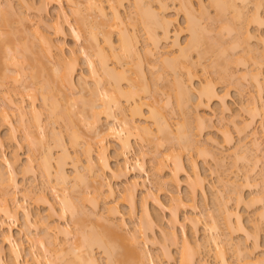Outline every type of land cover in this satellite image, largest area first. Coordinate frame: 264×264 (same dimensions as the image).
<instances>
[{
    "label": "bare ground",
    "instance_id": "1",
    "mask_svg": "<svg viewBox=\"0 0 264 264\" xmlns=\"http://www.w3.org/2000/svg\"><path fill=\"white\" fill-rule=\"evenodd\" d=\"M18 1L22 5V7L26 6L25 8H27L31 11L33 10V13L35 12V14H36V16L34 14L33 17H34V19H38V21H36L37 25L35 24L31 28L29 27L30 29H28L26 27L27 25L22 26V24H23L22 23L20 26L18 24V23H20V21L22 19H23L22 22L29 20L27 15H26L27 17H25V18L22 17V15H21L22 19L19 20L17 25H16L15 24L16 21L14 22L13 19L17 16V14L15 17L13 16L14 18H12V14H14V12L12 13L11 11H9V10H13L11 8H14V7H12V3L9 0L6 1V4L4 2L3 6L0 3V87H3L4 86L3 82L6 81L7 79H10L9 77H11V76H12L11 79L13 78L12 80H15V82L12 81L13 85H14V83L15 84L18 83V85H19V78L13 77L14 75H12V74L14 72H15L14 74H16V72H17V74L18 73H19V75L23 74V75H25L23 77H26L25 71L29 70L28 71L29 74L27 73L28 74L27 78L28 79L30 78V81H28L26 83L25 80L27 78H25V80L23 78V80L25 81V83L27 85L24 83V81H22L23 84L20 83V85L18 87L20 88V87H22L21 85H23L24 88H27V90H28V89H33L37 84H38V86L40 85L39 90H38V88H37V90L40 91L39 92L40 93L39 95L41 96L40 100H42L43 105L45 106V108L47 106V108H49V110H50L51 115L48 112L49 116L50 117L53 116L56 121H58L59 119L61 120L62 118H65V116L67 115L66 114L67 110L63 111L60 109V105H61L60 100L56 98L57 94L55 96V93H58V95H60V97L62 96V98L64 100L67 99L66 101L71 102L72 101V95L77 96L76 94L79 93V91L77 93L78 89H81V90L83 89L87 93L89 91V89L92 88V87H90V88L88 87L89 84L87 85L88 82H86V78L84 77L85 78V80H84L82 77L83 75L81 76L80 73L78 74L79 62H80L79 59H80V57L83 58V61H85V63H87V65L90 69V71H89V69H88V71L90 72L89 75L92 76V78H93L92 81H93L94 85L93 84L92 85L94 87L92 89H90L91 90L90 93L88 92V96L90 98L85 99V101H87V102H85V104L83 105V109L81 111L83 117H82V119L80 118L81 119L80 121L82 124H86L87 127L85 125L84 126L88 130H90L88 132H91V134H93L92 138L89 140L94 139L96 141V143L98 144V147H96V149L94 148L95 149V151H94V149H93L94 145L92 144V142L89 140H86L87 138L84 140L85 145L83 144L82 146H85V149L83 148L85 155L84 154L83 155L86 157L85 161L87 164L86 166H84V169L87 171L86 172L87 174L86 173L84 174V172L81 173V171H79V169L77 167V164L80 163L79 157L78 158L76 157V156H79V153H78L79 151H77L78 155L75 156L77 159L74 157V159H76V160H74L75 163L73 162L74 163L73 166L75 167L74 170H75V174H76V175L74 174L75 176H73V178L75 177L74 181H75L76 185L71 184L72 186L68 187L67 185L70 186V184H68V183H70L69 181L72 178V176L70 175L71 178L69 177V174H67L68 172L65 170L66 165H63L64 159L67 156L69 159V157L71 156L69 149L67 147L68 144H65L66 143L65 141H64L65 143L64 142L59 143L58 141L60 140V138L57 137V140H58L57 142L59 143V145L57 144V146L58 147L60 146L61 154H58L59 159L57 158L58 159L57 162L56 161L54 162V163H56L55 166L52 165L51 160L53 157L52 156L53 148H51L50 144H47L49 141L46 142L47 135L45 133V130H46L44 127L45 124H44V121L43 122L41 121L40 109L37 108L38 106H36V104H35L36 97L38 96V94L36 92L37 90L36 91L31 90V92L32 91L36 92L37 95H32V94L29 95L28 94L29 95L28 96L26 94L28 97H31V100H32L31 104L29 106H24L25 104H23L24 101L22 100V98L20 99L22 101H19V100L14 101L13 99H8V102L6 104L8 107L6 106L7 108H4V106H3L4 109H1V111H0V125L1 124L6 125L8 128V133L6 134V136H2L0 134V151L2 149H4L5 146L12 147L16 150L11 152V154L9 156H7L6 154H0V195H1L0 196L1 197L0 198V219H1L0 220V232H1L0 233V237H1V239H0V264H23L20 262V252H19V249L17 247V244L15 243V241L13 239V236L11 233V227L6 223V221H12V220L16 219L17 214L20 212L23 214V218L25 221V223H24L25 224V230H26L25 237L27 238L28 242L31 243V242L35 241L34 238L36 237V235L35 236L33 235V232H32L33 228L36 227L38 224H43V230H42L43 234H40V237L37 238L38 239L37 242L39 241L38 243L40 245L39 244L38 245L42 246L41 249H43L44 252H43V255H42V253L41 254H37V253L32 254V260H33V262H35V264H101V263H99L100 262L99 259L96 258V256L93 253V248L95 246L97 248L98 247L101 248V250H103V253L106 254V258H107L106 264H158L156 262V260L153 258V256L149 253V249H148L149 242H154L153 241L154 239L151 237L153 235L151 234V236H150L149 233H150V231H152V232L154 231V228L157 225L156 223H157L158 219L149 209L147 199L145 201L143 200L144 196L141 199V201H142V204H141L142 205L141 206L142 207V209H141L142 213L141 214L142 215L140 217V222L138 224L139 226L137 225L138 228L137 227L134 228L133 231L130 230L132 228H130L128 226L129 224L126 222V220L124 218V214L119 210V208H117V206L115 204L112 205V203L106 202L105 204L103 203L104 204L103 205L104 210L102 209L103 212L104 211L105 212L104 213L99 212L100 214H98V217H97L99 221L96 220L97 218H95L94 220H96L97 222L102 221L105 224V227L107 230L104 229L105 227L104 228L101 227L103 225V223L101 222L100 225L101 224L102 225L100 227L103 231L98 232V231H94L93 229H91L93 223H92V225L86 224L89 227L91 226L90 230L87 229L89 227H86L83 225L85 220L83 221L82 217H84L85 219H88V217L87 216L85 217L86 213H85V211H83L84 208L81 209L80 205L78 204L79 205L78 206L76 204V202L73 201L74 199H72L71 194L72 193L74 194V189L78 191V189H76L79 186L78 183H80V184L81 183L82 184L88 183V185H92V184L96 183L95 185L91 186L92 188H94L93 193H95V194H92V195H94L92 198H91V196H89V198H87L88 200L85 199V194L83 195L84 197L82 195H81V197L83 199H85L84 202L85 201L90 202L89 200H92L93 206H94V204H95V206H97V204L99 203V201L101 199L109 198V196L114 197L113 195H115V190H114L110 180H108L110 177L114 178V179H120L122 177H129L127 180L128 185L124 188V191H123L127 194L124 193L123 197H124L125 201L127 202L126 204L130 207V209H129L130 213L129 214L132 217V215L133 216L135 215V211H136L135 193L140 187H143V184H144L142 181V176L145 175L146 178L150 179L148 173L151 172V171L148 172L146 167H145L144 157L147 155V153H146L147 151L146 152L143 151L141 149V146H139L140 147L139 150L135 149L136 148L135 146L138 145V143L140 145V142L142 143L144 141H149L151 143L152 140H153V142H154V140H157L158 145H160V144L162 145V141L163 142L165 141V143L166 142L168 143L170 141V142L176 143L177 145L174 147H176V148L178 147L180 149V151L182 149L189 150V151L195 150V152L197 153L196 154L197 156H201V157L202 156H204V157L210 156L209 158L217 157L214 155L215 153H213L212 150H210V148L208 149L207 144H200V141H198L199 137L197 138V135H199V132L201 130L203 131L205 124L208 121H211L212 118L206 117L205 114H202V115L199 114V112L197 110L196 111L198 113L195 114V117L192 116V114H191L192 112L191 113L189 112L190 111L189 109L192 108L189 104L190 102L191 103L194 102L195 107L198 109L200 106H203V104L204 105L207 104L206 106L208 107V105L212 101H218L221 104H222V102L225 101L224 100L225 98H223V96L218 92V90H216L215 85H212L211 82H206L207 80H205L204 81L205 84H204V82H203V84L202 83L199 84L200 87L199 86L197 87L195 82H193V78L195 79V76H196V74H195L196 72L193 71L194 70L193 68L195 66H197L198 64L192 61L193 58H191L192 56H190V52H192L191 50H194V51L198 50L197 53L199 54L200 49L203 48L202 42H204V39L206 37H204V35H203V29L204 28L202 29L201 24L199 25L198 21L193 16L192 2L190 0H181V3L179 4L180 5L179 11L181 8V11H184L183 14H185V17H184V18H186L185 23H187V25H186L187 29L186 30L190 32L189 33L190 37H189L186 45L185 44L181 45V42H179V40H178V36H177V35H179L178 31L181 32V30H182V29H180V27H179L180 30L178 29L177 32L175 31L177 34L176 33L174 34V31L172 33V30H170V25H171V23H173L172 22L173 20H171V18L169 19L170 16H168L166 14V12H167L166 8L167 7L164 4H163L164 6L160 5L161 0L160 1L156 0V2L159 1V6H161L160 7L161 11L159 10V12H156L154 10V7H153V10H150L152 8L149 6L150 3L148 4V2H146L144 0H134V4H133L135 6L136 12H137V14H136V12L134 11L135 15L136 16L139 15L138 17L140 19V22H142L139 24L143 25V29L146 33V36L148 37V38L146 37L147 40L149 39V42L151 41L154 43L152 45L155 47L154 50L155 49H156V51L160 50V48L158 46L159 43L162 40L169 41V39H171L175 35L174 36L175 38H173L171 41L172 42L171 45H172V48L173 47L177 48V50H175L177 52L174 53L176 55H174L171 51L170 55L173 54V56L171 57L170 55H168V56L166 55L167 56L166 57L165 54H164V56L160 55L161 54L160 51L152 52L153 48L150 50L148 48L147 49L148 53L147 52L145 53V56L150 53L149 54L150 57H153L154 60L159 61V64L161 63V65H162L161 68L165 69L164 70L165 73H167L166 71H170L174 74L173 77L175 79H173V81L175 83L174 84L175 90H176L175 100H176V107H177V109L176 108L175 109L178 110V112L180 113V115H181L180 119L181 118H183V119H181L180 123L178 121L177 127L173 129L171 127L170 122H168L167 117L163 113H156L155 112L156 110L154 111L155 106L154 105L152 106L150 104V102L147 101L149 99L156 98V94L158 92V89L155 87L153 92H152V90H150L149 85L146 83L148 78L144 74L143 69L141 68V66H139L140 68H137V66L139 65L138 61L141 62V59H140L141 56L139 55L140 51L137 47L138 40L136 39V35L134 33H131L130 30H129L130 32L127 30L128 28H126V27H128L129 24L127 26L126 20L123 18L122 14H120L121 12L119 11V7H121L123 5L125 0H109V1L106 0V2L109 3L108 7L110 9V13L106 12L105 7L101 3H97V1H95V0H86L84 3L85 10H87V12H89V14H91V11H92V13L94 12L97 15L96 16L94 14L95 17L100 18L99 19L100 21L99 20L97 21L95 19L96 20L95 22H97L96 24H94L95 22L90 24L89 23L90 21L89 22L87 21L89 18L88 19H86V17L84 18L83 13L81 15L82 11H79V8H81V7H79V5H80L79 3H81V2L79 0H65V2H67L68 4L73 6V8H71V11H72V13L74 12L73 14L76 13L78 15V17H77V19H75V21L78 20V18H79L78 22L80 25H77L78 24L77 21H76V23H77L76 25L73 24V22H71L69 20L70 19L69 15L66 12L62 13V15L60 13V16H63L62 17L63 21H61L59 16H58L57 20L53 21L50 24H46L47 22H44L45 20L43 19L44 18L43 15L48 13L49 5L54 4L57 6L59 5V7H60V5H62V3H63V0H39L38 2H36L35 0H18ZM210 1L213 3V5H216L215 7L220 8V10H221L220 14L222 12L225 13L226 11H231V14L228 12L229 17L231 16L230 18H232V20L234 22L239 20L238 21L239 26L237 24H234V22L228 23V25H227L228 34L230 32L231 33L233 32L232 34L230 33L232 36L235 33L234 34L235 37H234V35L232 36V37H234L233 42L231 43L232 45H235V46L237 45V48H241L242 45L239 42L240 40L243 39L242 41L244 44L246 40L252 39L256 36V35L254 36L253 32L250 31V29L248 28L247 25L252 20V22L254 21V24H255V22H257L258 26H259L261 18L259 19L257 12H258L259 8L261 9V6L264 5V0H210ZM150 2H152V0ZM162 2H164V1H162ZM85 4H86V6H85ZM249 4L254 5L255 12L257 13V15L253 14L254 16H252L251 20H249L247 18V16H249V15L245 16L246 13L244 14V11H243V8H247ZM6 6L9 8H6ZM80 6H82V5H80ZM2 7L6 8V10L4 9L6 12L3 11ZM135 8H133V9H135ZM219 8L218 9L216 8V9L219 10ZM7 9H9V10H7ZM62 9H61V12H62ZM147 9H149V10H147ZM8 11L11 12V15H9ZM75 17H76V15H75ZM92 17L93 16H91L90 18H92ZM224 18H225V15L222 19H224ZM41 20L44 22L43 23V25H44L43 29H42V27H40V24L42 23ZM80 20H81V22H80ZM92 20H93V18H92ZM136 21H135V24H136ZM261 21H262L261 24H263L264 23L263 20H261ZM225 22H226V20H225ZM261 24H260V26H261ZM84 29H86V30H84ZM97 29H99L100 34L103 37L101 42L98 39L99 38L98 35L99 36H101V35L97 32ZM133 29H134V25H133L132 31H133ZM158 29H159V31L161 30L160 31L161 34L157 33ZM84 31H87L86 34L88 35V36H86L87 39L84 40V42H86V44H88V46L85 48L86 49L88 48L90 51L87 52L88 50L86 51V49H84V48L82 51L80 50L79 52H77V50H75V49H71L70 53H69L70 56L66 57L65 53H64V46H63L65 44V37L70 34L75 41H79L80 39H82L81 37H83L82 35H83ZM29 32H31V34ZM116 32L118 33L116 35L117 40H114L113 34ZM133 32H135V31H133ZM208 33H210V31ZM29 34L31 36H33L35 39H31L28 36ZM84 36H85V34H84ZM203 37H204V39H203ZM248 42H246V43L248 44ZM115 43H117V44H115ZM207 43H208V41H207ZM200 46L202 48H200ZM219 46H221V44H219ZM231 46H230V48H231ZM204 47H206V46H204ZM207 47L210 48L209 44ZM246 47H247L246 45L245 46L243 45L242 48L246 50L247 49ZM230 48L229 49L226 48L228 50V52H229V50L231 51V49H234V47H232L231 49ZM251 48L252 47H250V49H249V47H248L247 53L249 54V56L251 55L249 57V59H251V61H252V59L254 60V61H252V62H254L252 64H254L256 66V68H254L255 69L254 71L251 69L252 70L251 74H249L251 72L250 69L248 71H245V72L243 71V74H241L240 77L243 80L245 79V81H246V79H248V76L250 75V77H249V78H251L250 83L253 82L255 85L253 87L258 88L257 90L260 93H262L263 92L262 89L264 88V71H263L264 69H263V65H262L263 63L260 60H257L258 59L257 56L259 57V55H258L257 50L254 49L255 47H253L252 49ZM226 49H224V50H226ZM167 50H169V49H167ZM202 50H203V52L201 51L202 55L200 54L201 57H203V55H204V49H202ZM222 50H220L221 52L219 51L220 54H218V55H221V57L218 56L220 59H222L225 56V54H227V52L225 53L224 50L223 51ZM245 50H244V54L246 52ZM206 51H209V49H206ZM164 52H165V50H164ZM158 53H160V54H158ZM216 53H217V49H216ZM156 54H157V56H156ZM223 54H224V56L222 57ZM149 55H147V56H149ZM247 55L245 54V56H247ZM200 56L198 55V58ZM95 57H96V60H94ZM111 58L112 59L114 58L113 60H115V63L118 64L117 67L116 66H113V67L109 66L108 60L110 61ZM227 58H228V54H227ZM227 58H226V60H227ZM130 59H132V61H129ZM137 59H138V61L135 64L134 60H137ZM220 59H219V61L221 62ZM249 59H247V57L245 58L246 61ZM226 60H225V62H226ZM234 60L236 61V59H234ZM238 60H239V58H238ZM240 60H241V58H240ZM255 60H257V61H255ZM237 61L235 62V64L236 63L239 64ZM258 61H260V62H258ZM130 62H133L134 65H133V63L131 64ZM228 62L229 61L227 60L226 65L229 64ZM245 62L243 64H245ZM198 63H200V62H198ZM232 63H234V62H232ZM224 64L225 63L223 60V63L221 62L219 65H221L224 68V66H225ZM131 66H135L134 67L135 70H133L134 72L132 71L133 68ZM153 66H155V65H153ZM156 67L157 66H155V68ZM227 67H228V65L224 68L223 71H225L227 69ZM151 68H153V67L151 66ZM161 68H159L160 69L159 72L157 71L158 75H157V73L155 74V76L158 77L159 81H160V78L165 75L164 71L163 72L161 71ZM245 69L247 70V68H245ZM219 70H221V68ZM11 72H12V74H11ZM154 72H156V70ZM220 73H223V72H220ZM225 75H228V73ZM230 75H231V77L234 76V74H232V72H231V74L229 73V76ZM20 76H22V75H20ZM43 76L46 79L44 80V78H43L41 81V78ZM77 76L80 79L79 81L81 83L83 82L82 84L78 83L79 85H82L83 88H81L82 86L79 88L77 87L78 81L76 82V80H75V78ZM228 77L226 76V78H228ZM233 78H235V77H233ZM233 78H231V79H233ZM158 79H157V82H158ZM239 80H240V78H239ZM243 80H241V81H243ZM249 80H247V81H249ZM122 81L126 82L125 87H123V85L121 84ZM141 81H144L146 84L141 82ZM90 84H91V82H90ZM16 86H17V84H16ZM87 87H88V90H86ZM23 91H25V89H23ZM82 91L78 95H81L82 93H84ZM258 91H257V93H259ZM29 92H30V90H29ZM150 92H152V93L150 94ZM143 93H144V95H145V93H149L150 95L146 94L147 96L146 95L144 96ZM259 94H257V95H259ZM82 95H84V94H82ZM79 97H76V98L77 99L79 98L81 100L82 97L81 96H79ZM259 98H260V96H259ZM73 99H74V97H73ZM254 99H253V102L251 99V102H252L251 104H253L252 105L253 107H251L252 109L251 108H250V110L246 109L247 111H250L249 112L250 115H251V112L253 110L255 111L258 107H260V106H258L256 108L257 100L254 101ZM74 100L76 101V99H74ZM260 100H261V98H260ZM124 101L129 103V106H128L129 108L124 107V103H125ZM155 102H156V100H155ZM258 102H260V101L258 100ZM127 103H125V104H127ZM223 104H226V103H223ZM69 105H71V104L69 103ZM143 105H148L150 107L149 109H147L148 113H146V114L142 111L141 107ZM44 106H42V107L44 108ZM62 106H64V105L62 104ZM67 106L68 105H66V107ZM71 106L73 107V105H71ZM80 107L82 108V104ZM0 108H2V107H0ZM27 108L29 109V111ZM68 108H69V106H68ZM8 109L16 111V116L18 118V123H19V124L18 123L17 124H18V126L20 125L22 127L21 129L23 130V134H24L23 135L24 138H22V140L25 139L27 141V143L29 145V149L33 152L32 149H35V147L38 148L37 146L40 145V147L42 148L40 150H43V152L41 153V155H42L41 163L40 162L39 163L37 162V163L39 164L38 166L41 168V170L43 169V172L45 174V178L47 177V179H45V181H47L46 185H45L46 188H42V190L40 189L39 191H37L39 193V194L37 193L38 197L36 195H34L36 197V198H34V200L36 199V201L44 202L48 207V215H47V218L43 222L40 220H37V219H32V215L29 212V210L27 209V207H25V205H23L24 203H21L19 201V199L17 198V193L19 191V183L15 179L14 173H15V167H16L17 163H19V161H20L19 157L17 156V154H18L17 149L19 147H21V143L18 140L19 138H17L19 136L16 135L18 129L14 125L15 122L14 123L12 122L11 117H10L9 112H8ZM62 109H63V107H62ZM224 109L227 110L228 109L227 106H225V108H223L222 110L224 111ZM261 109H262V107H261ZM49 110L47 109L45 111H49ZM68 110H69V114H71L72 112H70V111H72V110H70V109H68ZM79 110H80V108H79ZM176 110H175V112H176ZM192 111H193V108H192ZM258 111H260V110H258ZM63 112H65V113H63ZM72 115L74 116V114H72ZM135 115L136 116L139 115L140 117H142L144 119V120L142 119L141 122L147 121L148 119L149 120L153 119L152 121L155 124V126L157 127L156 132L152 128L153 124L150 126L147 125L146 123L144 125H140V123L138 124L136 122V120L133 118ZM193 115H194V113H193ZM203 115H205V116H203ZM256 115H258V112L256 113ZM53 117L51 118L52 120H53ZM80 117H81V114H80ZM251 117L252 118H250L251 119L250 122L253 121L254 116H251ZM66 118L69 119V115H67ZM83 118H84L85 123L83 121ZM188 118H191L192 120L195 121L194 122V124H196L195 129L197 128L199 130L198 134L197 133L193 134L194 131H192L193 128L190 127L191 126L190 122L187 121ZM104 119L106 122H108V125L105 129L103 128V130H102L100 128V124H102L101 121ZM184 119L187 122L186 121L182 122V120H184ZM63 120L64 119H62V121ZM70 121H71V118H70ZM71 123H73V122H71ZM53 124H54V122H53ZM208 125H209V127H211L210 124H208ZM208 125H206V127ZM248 125H249V122L247 120L242 121V126L244 128L248 127ZM70 127L73 128V126H71V125L69 126V128ZM18 128H20V127H18ZM53 128H52V131H53ZM99 128L102 131H100ZM73 130L76 131L75 129H73ZM38 131L40 133L37 134ZM54 131H55V129H54ZM72 131H71V133H72ZM201 132H200V134H201ZM76 133H77V131H76ZM39 134H41L42 137H41V135L38 136ZM53 134H54L53 136L56 137L55 133H53ZM87 134L90 135V133H87ZM158 135H160L161 138ZM70 136L71 137L69 138L70 139L69 143L73 148H75V150H77V146L78 147L80 146V144H78L79 143L78 140L80 138L78 139L77 134H74V133H73V135L71 134ZM62 138L63 137H61V140H62ZM226 138H228V137H226ZM49 139H50V137H49ZM52 140L54 141V139H52ZM55 140H56V138H55ZM111 140L113 141L112 143L115 142V144H116V149H114L115 150L114 153H115V157H116L115 158L116 159L115 165H111V163L109 162L110 157L106 154V151H108L107 148L109 147V145H112ZM228 141H230V140H228ZM255 142H258V140H256ZM54 143H56V141H54L53 144ZM96 143H95V145H97ZM153 144H155V143H153ZM170 144H172V143H170ZM92 145H93V147H92ZM260 145H261L260 143H257L254 146V147H256V149L254 148L256 150V153H258V152L260 153L262 151V149L260 148L261 147ZM159 148H160V146H159ZM169 149L174 150L173 148H169ZM244 149H246V148H243V149L241 148V150H243L241 153V154H243V156L247 155L249 150H251V149H249L247 154H246V150H245V154H244L243 153ZM174 151H176V150H174ZM93 152L95 153V155ZM237 152L238 153L234 152V153L238 154L237 156H236V154L235 155L233 154V155L236 156L237 158L238 157L241 158L242 155L239 153V151H237ZM69 154H70V156H69ZM171 154L174 155L173 152ZM171 154H169V155L166 154L167 157L165 158V160L168 161L169 156ZM178 154H175L174 156L173 155L170 156L171 157L170 163H168L164 159H163L164 161L163 160L160 161L161 158H163L165 155V154L164 155L162 154L163 157H161L160 159L158 158V160L161 163L158 161L156 164L157 165L164 164L163 165L164 167H166V166L171 167V171H173L176 174L172 175V173H171L170 175H172L171 177L174 178V180L177 184H178L177 179H176L177 173H179V171L184 172V174L186 175L185 177H187V181L189 183L188 185H189V189H190V191H189L190 192V201L193 202L191 207H192V209L196 210V203H195L196 196L198 194L205 196V186H206L205 185V177L203 175L201 176L199 169H198V166H197V163H196V160L193 156L189 157L190 172L188 173L184 167L183 160H182L183 158H181L182 157L181 154L180 155H178ZM239 154H240V156H239ZM262 154L264 156V153H262ZM159 155L161 156V154H159ZM255 156H257V154ZM156 157H159V156H155V158ZM236 157H235V159H236ZM248 157L251 160V156H248ZM249 158L247 159V156H244L241 159L242 160L246 159L247 161H244L246 163L249 161ZM27 159H28L27 160L28 163H25L26 165L24 164V166L23 165L21 166L22 170L20 168L21 173H24L26 175L29 174L30 172L34 173V170H35V169H33L34 165L32 166V163H34L35 158L33 159L32 155H31V156H28ZM39 159H40V157H39ZM72 159H73V157H72ZM241 159L238 158V160H240V162L242 161ZM259 159H258V157H256L254 160H256V161L258 160L259 162L264 160V159L262 160L261 158H259ZM217 160H220V159H217ZM236 161H237V159H236ZM164 162H167L168 164L164 163ZM154 164H155V162H154ZM2 165L6 166L5 168L9 170L8 171V172H10L9 177H5L6 176V175H4L5 173H3L2 169H1V167H4ZM160 166H158L157 168L155 167V169L160 170L162 172L164 168H163V166H161L162 167V170H161ZM79 167H81V166H79ZM34 168H36V167L34 166ZM53 168H54V170H52ZM81 169H83V168H81ZM133 170L134 171L139 170L140 174H134V175L132 174L131 175V173H133ZM160 171H158L159 172L158 174H160ZM154 173H157V171L156 172L154 171ZM106 174H108L109 177L106 178ZM160 175H159V178H160ZM154 176H155V174H154ZM53 177L55 178L56 181L53 180L54 179ZM171 177H170V179H171ZM245 177H249V176L246 175V176H244V178ZM143 179L145 180V178H143ZM162 179L163 178L160 179V182ZM245 180L249 181V179H247V178L244 179V181ZM53 181H55L56 184H53ZM155 181H157V179H155ZM234 181L237 182V180H234ZM249 182H251V181H249ZM162 183H164V180ZM227 183L228 184H231V183L235 184L234 182H227ZM239 183L240 182H237L236 185L233 186V187H236L235 189H233V188L228 189L230 194H232V195L229 196L230 194H227L228 197L224 196V198L225 199L227 198V199L225 200L222 198V200H223V201L221 200L222 203L220 202V205L218 204L219 207H218V210L217 209L216 210L219 211L218 212L219 213L218 214L219 219L217 217H216L217 219H215V217L212 218L210 216L212 218L211 219L212 223H210L209 226L207 225L209 230H211L213 232V233H211L212 236L206 242L207 248L209 249L213 245L217 249L216 255L218 256V259L220 260L219 264H230V261L227 259V256H226L227 251L224 250V247H225V246H223L224 243H222L224 240L222 241L220 239L221 234L217 232V229L219 227L218 223L220 222L219 220L222 221V225L224 226V229H227L229 234H231L232 232H235L237 230V232L238 231L240 233L242 232L245 235L249 234V236H250V233L247 231L246 226L243 224V220H242L241 214H240L239 209H238L239 204L246 203V199L241 194L243 191L241 192L240 190H237ZM233 184H231V185H233ZM247 184H249V183H247ZM88 185L86 187L90 188ZM159 185H160V183H159ZM231 185H228V186L231 187ZM245 186H246V183H245ZM81 187H83V185ZM70 188H72V190H70ZM80 188H79V190H80ZM92 188H90V189H92ZM103 188H106V193H107L106 198H103V194H105V192L102 191ZM160 188H162V187H160ZM47 189H48V191H50L49 194L50 193L52 194V197H53L52 200L53 201L57 200L59 202L58 204L60 205V207H59L58 211L55 209V205L51 201L52 197H50V198L47 197L49 195V194L45 193V190H47ZM81 189H83V188H81ZM230 190H232V191H230ZM242 190H243V188H242ZM77 191H75V193ZM261 191H262V193H264V191L262 190V187H261ZM70 192H72V193L70 194ZM80 192H82V190ZM88 192H90V191L88 190ZM88 192L86 191V194ZM231 192H233V193H231ZM30 193L32 195L31 191H27V193H25V195H24L25 198L26 197L28 198ZM91 193H92V191H91ZM262 193H260V194H262ZM81 194H83V193H81ZM233 194L236 197L235 202H237V204H238V207L236 206L235 208H233V207L231 208L230 206H228V204H229L228 201H230L229 200V199H231L230 197L233 198ZM75 197H77V196H74V198ZM147 197H149V196L147 195ZM263 197H264V194H263ZM145 198H146V195H145ZM152 198L154 199V206L155 207H157L159 209L165 208L164 204L159 200V198H155V197H152ZM124 199H123V201H124ZM76 200H77V198H76ZM251 200H253V198ZM258 200H260V199H258ZM180 202H181L180 200H177L176 204L180 203ZM250 202L251 201H248L249 204H250ZM180 204H178L177 207H179ZM95 206L93 209H95ZM173 207H176V206H173ZM177 207L175 208V211H176V209H178ZM172 209H174V208H172ZM175 211L174 210L171 211L172 212L171 216H172L173 222L175 221V223H178V222L180 223L179 218L177 216V213ZM93 213H95V211ZM93 213L91 214L92 216H93ZM261 214H262V212H261ZM55 216L58 217V220H66L67 224H68L67 219L70 217L69 219L72 220L75 228L77 227L76 228L77 232L75 231L76 234L74 232H72V230L69 229V227H68L69 224L67 225L65 223L66 225H61V223H58V222L56 223V221L53 220V218L55 219ZM94 216L96 217V215H94ZM259 217H260V215H259ZM260 219H263V218L261 217ZM88 220H90V217ZM88 220H86L85 223H87ZM191 220L193 221V219H191ZM196 224H197V222L194 223L193 225L196 226ZM258 224H257V226H258ZM254 228H258V227H254ZM36 229H37V227H36ZM25 230H24V232H25ZM254 231H256V230H254ZM174 233L173 234L170 233V234L172 236H174V239H175L176 234L174 235ZM41 235H43V237ZM171 239H173V238H171ZM174 239H173V241L176 240V239L175 240ZM228 242L229 241H227V243ZM175 243H176V241H175ZM229 243H228V245H229ZM190 245H191V241H189L188 239L185 238L183 241V244L181 246L182 248H180L181 257L179 259L180 260L179 264H195V262H194L195 257H194V253H193V252H195L194 251L195 246L191 247ZM242 245H243V243L242 244H236V246H234V248H233L236 250V252H234V253H236L235 255L237 256L239 264H249L250 262L253 263V261H255V263H253V264H264L263 263L264 258H260L263 260L256 258V260L258 259L257 261H259V262H257L256 260H254L252 258L253 261L251 260L248 262L247 261V258H248L247 254L251 255V253L249 252L250 248L248 249V248H246L247 246L244 247ZM196 247H197V245H196ZM197 248L199 250L200 246L198 245ZM243 248H245L247 251V252L245 251V253H247L245 255H243L244 254L243 250H245ZM165 249H167V248H165ZM192 250H193V252H192ZM45 253H47L46 254L47 257L50 253V254L54 255L56 258L54 256H53L54 259H50L49 257L47 258L44 255ZM168 253L169 252H167L166 256H169ZM196 253H197V250H196ZM68 254L70 255L69 258H68ZM164 254H165V252H164ZM52 255L51 256L49 255V256L52 257ZM64 256L68 259L63 260V258L65 259ZM242 256H245L247 258L245 259ZM170 257H168V258H170ZM249 258H250V256H249ZM59 259H61L63 261H61V260L59 261ZM216 259H217V257H216ZM200 262L201 263H199V264H207L204 261H200ZM24 264H26V263H24Z\"/></svg>",
    "mask_w": 264,
    "mask_h": 264
},
{
    "label": "rangeland",
    "instance_id": "2",
    "mask_svg": "<svg viewBox=\"0 0 264 264\" xmlns=\"http://www.w3.org/2000/svg\"><path fill=\"white\" fill-rule=\"evenodd\" d=\"M6 1L5 0H0L1 5L3 6L4 2L6 4ZM9 1L12 3V7H14V8L10 7L13 10H9V9H7V10L11 11L12 13L14 12L15 15L12 14V18H14L16 16V14H17V16L13 19L14 22L16 21V23H15L16 25H17L18 21L22 19L21 15L24 18L28 16L29 20L22 22L23 21V19H22L20 21V23H18L20 26L23 23L22 26L23 25H25V26L27 25L26 27L28 29H30L35 24L37 25L36 21H38V19H34L33 15L35 14V12L33 13V10L31 11V10L25 8L26 6L22 7V5L19 3L18 0H9ZM35 1L38 2L39 0H35ZM79 1L81 2L79 4L82 5V6L79 5V7H81V8H79V11H82L81 15L83 13L84 14L83 15L84 18L85 17H86V19L89 18L87 21L88 22L90 21L89 22L90 24L94 23L96 20L98 21L100 19V18H96L95 17L96 14L94 12L92 13V11H91V14H92L91 15V14H89V12H87V10H85L84 3H85L86 0H84V1L83 0H79ZM95 1H97V3H101L105 7L106 12L110 13V9L108 7L109 3L106 2V0H95ZM144 1L148 2V4L150 3L149 6L152 7L150 10H153V7H154V10L156 12H159L160 7L163 4L167 7L166 8V11H167L166 14L168 16H170L169 19L171 18V20H173L172 21L173 23H171V25H170V30H172V33L174 31V34H175L178 31L179 27H180V29H182V30H181V32L178 31L179 32V35H177L178 36V40H179V42H181V45H184V44L186 45V43H187V41H188V39L190 37V35H189L190 32L186 30L187 29L186 28L187 23H185L186 22L185 21L186 18H184L185 17V14H183L184 11H181V8H180V11H179V6H180L179 4L181 3V0H161V1L159 0L161 6H159V1L156 2V0L155 1L152 0V2H150L151 0H144ZM162 1H164V2H162ZM190 1L192 2V5H193V11H192L193 16L196 18V20L198 21L199 25L201 24L202 29L204 28L203 29V35H204V37H206L205 39L203 37L204 42L206 41L205 43L202 42L203 43V45H202L203 48L200 46V48L204 49L203 57L200 56V54L202 55L201 51L203 52L202 49H200L199 54L197 53L198 50H196V51L191 50L192 52H190V56H192L191 58H193L192 61L198 64L197 66H195L193 68L194 69L193 71L196 72L195 73L196 76H195V79L193 78V82H195L197 87L198 86L200 87L199 84H201V83L203 84V82L205 80H207L206 82H211L212 85H215L216 90H218V92L223 96V98H225L224 99L225 101L222 102V104L219 103L218 101H212L208 105V107L206 106L207 104L206 105L203 104V106H200L198 109L195 107L194 102H192V103L190 102L189 103L190 106L193 108V111H192L191 107H190L191 109H189L190 110L189 112L190 113L192 112L191 114H192L193 117H195V114L199 112V114H201V115L205 114L206 117L212 118L211 121H208L205 124L203 131L202 130H201L202 132L200 131L201 134H200V132H199V130L197 128L195 129L196 124H194L195 121L191 119L192 117L188 118L187 121L190 122L191 126L190 125L189 126L191 128H193V130H192V131H194L193 134H196V133L198 134V132H199V135H197V138L199 137L198 141H200V144H207L208 145V149L210 148V150H212V152L215 153L214 155L217 156V157L209 158L210 156L209 157L197 156L196 155L197 153L195 152V150H193V151L191 150L192 151L191 152L189 150L182 149L183 151L182 150L180 151V149L178 147H177L178 149L176 147H174L177 144L174 143V142H170V141L169 142L172 143V144H170L169 142L165 143V141L164 142L162 141V145L163 146L161 144L158 145V141L157 140H154V142L152 140L151 141L152 144L149 141H144V142H142L143 144L140 142V145L138 143V145L135 146L136 147L135 149L139 150L140 149L139 146H141V149L143 151H145V152L147 151L146 152L147 155L145 154L146 156L144 157L145 167H146L148 172H150V171L151 172L148 173L150 179L146 178L145 175L142 176V181H143L144 184H143V187H140L135 193V201H136V205H135L136 207L135 208H136V211H135V215L134 216L132 215V217L129 214L130 213V211H129L130 207L126 204L127 202L125 201V199L123 197L124 196L123 194L125 193L123 191H124V188L128 185L127 180H128L129 177H122L120 179H114V178L110 177L108 180H110V182H111V184H112V186H113V188L115 190V195H113L114 197L109 196V198H106V196H107L106 188H103L102 191L105 192V194H103V198H106V199H101L99 201V203L97 204V206H95V204H94L95 209H93L94 206H93V201L92 200H89L90 202H88V201L84 202V200L89 198V196H91V198L94 196V195H92V194H95V193H93L94 192L93 191L94 188H92L91 186L95 185L96 183L92 184V185H88V183L87 184L86 183L85 184L81 183L83 185V187H81L82 185L80 183H78L79 186L81 188H83V189H81L78 186L76 188V189H78V191L74 189V194L72 192H70V194L72 193L71 197H72V199H74L73 201L76 202L77 205L79 204L81 209L84 208L83 211H85V213H86L85 217L87 216L88 219L90 217V220L85 219L84 217H82L83 221L84 220L85 221L88 220L87 223H85V221H84L83 225L86 226V227H89L87 225H92V223H93L92 227L90 226L91 229H93L94 231H98V232L99 231L100 232L103 231L101 229V227H103V228L105 227V224L102 221L101 222L103 223L104 226L102 224H101L102 225L101 226L100 225L101 222H97L96 220H98L97 217H98V214H100L99 212H102V213L105 212V211L103 212V210H104L103 209L104 208L103 205L106 202L107 203L108 202L112 203V205L115 204L117 206V208H119V210L124 214V218H125L126 222L129 224L128 226L130 228H132L130 230L133 231L134 228H136L137 225L140 222V217L142 215L141 214L142 213L141 212L142 211L141 210L142 209V207H141L142 206L141 205L142 204L141 199L144 196L143 200L145 201L147 199V203H148L149 209L151 210V212L158 219V221L156 223L157 225L154 228V231L153 232L150 231V233H149L150 236H151V234L153 235L151 237L154 239L153 240L154 242H149V244H148L149 253L153 256V258L156 260V262L158 264H179V262H180L179 259L181 257L180 248H182L181 246H182L183 241H184L185 238L188 239L189 241H191V245H190L191 247L195 246L194 247L195 248V250H194L195 252H193V250H192V252L194 253V257H195V259H194L195 264L201 263L200 261H204L207 264H219L220 260L218 259V256L216 255L217 254L216 253L217 249L213 245L211 246V248H209V249L207 248L206 242L212 236L211 233H213L211 230H209L208 226L210 225V223H212V221H211L212 218L215 217V219H217V218L219 219V217H218V214H219L218 212L219 211H217V210H218V207L220 205V202H221L222 198L225 199L224 196L228 197L227 194H230L228 189H230V188L235 189L236 187H233V186H235L237 182H240L238 184L239 186L237 185L238 186L237 190H240L241 192L243 191L241 194L246 199V203L239 204V207H238L237 202H235L236 201V197L234 195L235 193L233 194V198L230 197L231 198V199H229L230 201H228V200L227 201L229 203L228 206H230L231 208L232 207L235 208L236 206L238 207L239 212H240L241 217H242V220H243V224L246 226L247 231L250 233V236H249V234H247L248 233L247 231H246L247 232L246 234L248 236L245 235L242 232L241 233L239 231L237 232V230L235 232H232L231 234H229L228 230L224 229V226L222 225V221L221 220H219L220 222L217 220L219 222L218 223L219 224L218 225L219 226L218 227L219 230L217 229V232L221 234L220 239L222 241L224 240L223 242L222 241L221 242L224 243L223 244V246H225L224 250L227 251V253L226 252L225 253L227 254L226 256H227V259L230 261V264H239L237 256L235 255L236 253H234V252H236V250L233 249V248H234V246H236V244H242V243H243L242 246H244V247L247 246L246 248H248V249L250 248L249 252L251 253V255L245 253L246 249L243 248V249H245V250H243V253H244L243 255L247 254L248 258L250 256V258H249L250 260L247 257L242 256L245 259L247 258V261L249 262V261L252 260V258L254 260H256V258H258V259L264 258L263 257L264 256V213H263L264 212V197H263L264 193H262V191H261V187H262V190L264 191V189H263L264 188V168H263L264 167L263 166L264 165V160H263L264 156L262 154V153H264V108H263L264 107V88L262 89L263 92L261 91L262 93H260L257 90L258 88L253 87V86H255L254 83L253 82H251L252 84L250 83V81H251V78H249L250 75L248 76V79H246V81H245V79L243 80L240 76H241V74H243V71L245 72V71H248L250 69L251 72L250 73L248 72V73L251 74L252 70L254 71L255 70L254 68H256V66L254 64H252V63H254V62H252L254 60L252 59V61H251V59H249V57L251 55L249 56V54L247 53L248 47H249V49H250V47H252V48L255 47L254 49L257 50L258 55H259V57L257 56V58H258L257 60H260L263 63L262 65H263V69H264V23L261 24L262 23L261 20H263V22H264V5H262L261 9L259 8L260 11L258 10V12H257L259 19L261 18V20H260L261 26H260V24L258 26L257 22H255V24H254V21L252 22V20H251L252 16H254L255 14L257 15V13L255 12L254 5L249 4L247 8H243L244 14L246 13L245 16L249 15V16H247V18L249 20H251V22H249V24L247 26L250 29V31L253 32L254 36L256 35L254 38L246 40L244 44H243V41H242L243 39L239 41L241 43L242 47H243V45L247 46L246 47L247 49L245 50L242 47L241 48H237V45L235 46V45L231 44L233 42V38L235 37V35H234L235 33L233 34L234 37H232L233 35L231 36V34L233 32L232 33L230 32L231 34L230 33L228 34V32H227L228 31L227 30L228 23H231V22L233 23L234 22L232 20V18H230L231 16L229 17V15H228V12L231 14V11H226V12L224 11L226 14L222 12L221 13L222 15H221L220 14V12H221L220 8L219 7H215L216 5H213V3L210 0H190ZM133 4H134V0H125L123 5L121 7H119V11L121 12L120 14H122L123 18L126 20L127 26L129 24V26L126 27V28H128L127 30L128 31L130 30L131 33H134L136 35V39L138 40L137 47H138V49L140 51L139 55L141 56V58H140L141 62L138 61V59L134 60V62L136 64L137 61H138L139 65L137 66V68H140L139 66H141V68L143 69L144 74L148 78L146 83L149 85L150 90H152V92H153L155 87L158 89V92L156 94V98H153V99H149L148 98L149 100H147V101L150 102V104L152 106L153 105L155 106L154 111L156 110L155 111L156 113H163L167 117L168 122H170L171 127L174 129V128L177 127L178 121L180 123L181 119H183V118L180 119L181 115L178 112V110H176L177 109L176 100H175V98H176V95H175L176 94V90H175V86H174L175 83L173 81V79H175L173 77L174 74L172 72H170V71H166L167 73H165V71H164L165 69L161 68L162 67L161 63L159 64V61H156V60L153 59V57H150V55H149L150 53L147 54L149 56H147V55L145 56V53L147 52L148 48H149V50L153 48L152 52L160 51L161 54L160 53H158V54L163 55V56H164V54H165V56L166 55L167 56L170 55L171 51L174 54L175 52H177V51H175V50H177V48H174V47L172 48V45H171L172 42L171 41H172L173 38H175L174 37L175 35L172 38L170 37L171 39H169V41L162 40L159 43V45H158L160 50H158V51H156V49L154 50L155 47L152 46L154 43L151 42V41L149 42V39L147 40L148 37L146 36V33H145L144 29H143V25L139 24V23H142V22H140V19L138 17L139 15L138 16L135 15L136 8H135V6ZM85 6H86V4H85ZM60 7H59V5L57 6V5H54V4H50L49 5L48 13L43 15V17H44L43 19L45 20L44 22H47L46 24H50L53 21L57 20L58 16H59L60 20L63 21V18H62L63 16H60V13L62 15V13L66 12L69 15V18H70L69 20L71 22H73V24L76 25L78 23L77 25H80L79 22H78L79 18H78V20H76L77 23L75 21V19H77L78 15L76 13L73 14L74 12L72 13V11H71V8H73V6H71L70 4L65 2V0H63V3H62V5H60ZM6 8H9V7L6 6ZM6 8L2 7L3 11H5ZM133 8H135V9H133ZM216 8L217 9L219 8V10H217ZM61 9H62V12H61ZM147 10H149V9H147ZM9 11H8V13H9V15H11V12H9ZM136 14H137V12H136ZM75 15H76V17H75ZM90 15L93 16L92 17L93 20H92V18H90L91 17ZM224 15H225V18L222 19L224 17ZM35 16H36V14H35ZM225 20H226V22H225ZM135 21H136V24H135ZM238 21L234 22V24L238 25L239 24ZM41 22L42 23L40 24V27H42V29H43V27H44L43 23L44 22L42 20H41ZM80 22H81V20H80ZM96 23L97 22H95L94 24H96ZM133 25H134L133 31H135V32L132 31ZM84 30H86V29H84ZM160 31L158 29L157 33L161 34ZM209 31H210V33H208ZM97 32L100 34L99 29H97ZM29 33L31 34V32H29ZM86 33H87V31L83 32V35H82L83 37H81L82 39H80L79 41H75L70 34L65 37V44L63 46H64V53H65L66 57L70 56L69 53H70L71 49H75V50H77V52H79L80 50L82 51L83 48L86 49L85 47L88 46V44H86V42H84V40L87 39L86 36H88ZM30 34L28 36L31 39H35ZM84 34H85V36H84ZM117 34H118L117 32L113 34V39L114 40H117V37H116ZM98 37H99L98 38L99 41L101 42L102 39H103L102 35L101 36L98 35ZM207 41H208V43H207ZM246 42H248V44ZM115 44H117V43H115ZM208 44H209L210 48L207 47ZM219 44H221V46H219ZM204 46H206L207 48L204 47ZM230 46H231V48L234 47V49H231ZM205 48L209 49V51H206ZM221 48L223 50L226 49V48H228V49L230 48L231 49V51L229 50V52H228L227 49L224 50L225 53L227 52L229 59L227 58V54H225V56H224V54L222 55V57L224 56L222 58L224 60V63H225L224 64L225 66L223 65L224 68L228 65V67L226 69L227 71L226 70L223 71L224 68L221 66L222 64L219 65L221 62L223 63V60L218 57V56L221 57V55H218L221 52L220 50H222ZM167 49H169V50H167ZM216 49H217V53H216ZM164 50H165V52H164ZM244 50L246 51L245 54L246 55L248 54L247 56H245ZM86 51L89 52L90 50L87 48ZM173 54L170 55V56L172 57ZM174 55H176V54H174ZM198 55L200 56L199 58H198ZM156 56H157V54H156ZM225 57L227 58V60L229 61L228 63L231 66L229 64L226 65L227 60H226ZM246 57L249 60L246 61L245 60ZM238 58H239V60H238ZM240 58H241V60H240ZM113 59L111 58L110 61L108 60V64H109L110 67H113V66L117 67L118 64L115 63V60H113ZM219 59L221 60V62L219 61ZM234 59H236V61L238 60L237 62L239 64H237V63L235 64L236 61ZM94 60H96V57H95ZM225 60H226V62H225ZM257 60H255V61H257ZM79 61L80 62H79L78 74L80 73L81 76L83 75L82 77H83L84 80L86 78V82H88L87 85L89 84L88 85L89 88L90 87L93 88L94 87L93 86L94 84H93V81H92L93 78H92V76L89 75L90 69H89L87 63H85V61H83V58H81V57H80ZM129 61H132V59H130ZM231 61L234 62V63H232ZM260 61H258V62H260ZM198 62H200V63H198ZM244 62H245V64H243ZM130 63L132 64L133 62H130ZM133 65H134V63H133ZM153 65H155L157 67L155 68V66H153ZM151 66L153 68H151ZM131 67L133 68L132 71L135 70V68H134L135 66H131ZM159 68H161V71L162 72L164 71V73H165V75L160 78V81H159L158 77L155 76L157 71L159 72V70H160ZM220 68H221V70H219ZM245 68H247V70ZM88 69H89V71H88ZM154 69L156 70V72H154L155 71ZM28 71L29 70L25 71L26 72L25 73L26 77H23V76H25L23 74H20V75H22V76H20L19 73L17 74V72H16V74H14L15 72L13 74L11 72V74L14 75L13 77L19 78V85H20V83L23 84L22 81H24L25 78L28 77V74H29ZM220 72H223L224 74L220 73ZM231 72H232V74H234L233 77H235V78L231 77V75L229 76V73L231 74ZM227 73H228V75H225ZM157 75H158V73H157ZM226 76L227 77L229 76V77L226 78ZM237 76L240 78V80H239V78ZM11 77H9L10 79H7L6 81L3 82V85H4L3 87H0V107H2V108H0V111H1V109H4V108L8 107L6 105L7 102H8V99H13L14 101H18V100L22 101L23 100L24 101L23 104H25L24 106H29L31 104L32 100H31V97H28V96L30 94H32V95H37L38 94L37 97L35 96L36 97L35 104H36V106H38L37 108L40 109V112L42 114V115L40 114V119H41L42 122L44 121V124H45V126H44L45 129H46L45 133L47 135L46 142L49 141L47 144H50L51 148H53V150L51 149L52 150V156H53L52 160H51L52 165L55 166L56 163H54V162L55 161L57 162V160L59 159L58 158V156H59L58 154H61L60 146L58 147L57 144L59 145L60 142L62 143V142L65 141L66 143L65 142L64 143L68 144L67 147H68L69 152L71 154V156L69 154V156H70L69 159H68V156H67L66 158L64 157L65 158L64 161L62 160L63 163H64L63 165H66L65 166V170L68 172L67 174H69L70 178H71V176L73 178V176L76 175L75 174V170H74L75 167L73 166V164L75 163L74 160H76L78 157L80 159V161H79L80 163L78 162L79 164H77V167H78L79 171H81V173L84 172V174H85L87 171L84 169V166H86L87 164H86V161H85L86 157L84 156L85 155V153H84L85 146H82V145L84 144V140L86 138H87L86 140L91 139L93 134H91V132H88L90 130H88L86 128L87 127L86 124H82L80 120L83 117L82 113H81V111L83 109V105L85 104V102H87V101H85V99H89L90 98L88 96V92L90 93V91H91L90 89H92V88H90L87 93L83 89H82L83 91L81 89H78L77 93L79 91L78 94H80V92L82 91V92H84V93H82L84 95H82V94L81 95L76 94L77 96L72 95V101L71 102L66 101L67 99L64 100L62 98V96L60 97V95H58V93H55V96L57 94L56 98L60 100V104H61L60 105V109L63 110V111L67 110L66 114L69 115V119L66 118V116H67L66 115L65 118H62V119H64L63 121H62V119L61 120L57 119L58 121H56L53 116H51V117L49 116V113H50L49 108H47V106L45 108V106L42 103V100H40V98H41V96L39 95L40 91H38L40 85L38 86V84H37L33 89H28V90H27V88H24L23 85H21L23 88L22 87L19 88L18 87L19 86L18 83H16L17 86H16L15 83L13 85L12 81L15 82V80H12L13 78L11 79ZM155 77L158 79V82H157V79ZM230 77L233 78V79H231ZM23 78H24V80H23ZM43 78H44V76L41 78V81H42ZM27 79L25 80L26 83L28 81H30V78L28 80ZM45 79L46 78H44V80ZM75 80H76V82L78 81L77 84L81 83L79 81L80 79L78 78V76L75 78ZM241 80H243V81H241ZM247 80H249V81H247ZM25 81H24V83H25ZM89 81L91 82V84H90ZM141 82L145 83L144 81H141ZM79 84L77 86L78 88L82 86V85H79ZM121 84L123 85V87L126 86V82L125 81H122ZM204 84H205V82H204ZM88 87L86 88V90H88ZM37 88H38V90H37ZM81 88H83V86ZM23 89H25V91H23ZM29 90H30V92H29ZM31 90H35V91L37 90L36 91L37 94L34 91L31 92ZM256 90L260 94L257 93ZM152 92H150V94ZM26 94L27 95L29 94V95L27 96ZM146 94L150 95L149 93H145V95ZM257 94H259V95H257ZM143 95H144V93H143ZM79 96L82 97L81 100L79 99L80 98ZM259 96H260L261 100H260ZM73 97H74V99H76V101L73 99ZM76 97H79V98L77 99ZM21 98H22V100H20ZM251 99H252V102H253V99H254V101L257 100L256 108L258 106H260V107H258L255 111L253 110L251 112V115H250V113H249L250 111H247V110H250V108L253 107L252 106L253 104H251L252 103ZM155 100H156V102H155ZM258 100L260 102H258ZM79 101L80 102L82 101V102L80 103ZM69 103L71 105H73V107L71 105H69ZM125 103H127V102H125ZM125 103H124V107L129 108L128 107L129 103H127V104H125ZM223 103H226V104H223ZM62 104L64 106H62ZM81 104H82V108L80 107ZM66 105H68L69 108H68V106L66 107ZM3 106H4V108H3ZM42 106H44V108ZM147 106L148 105H143L141 107L142 111L145 114L148 113L147 109L150 108L149 106L148 107ZM225 106H227L228 109L227 110L224 109V111H223L222 109L225 108ZM62 107H63V109H62ZM261 107H262V109H261ZM79 108H80V110H79ZM44 109L45 110L48 109L49 111H45ZM68 109L72 110V111H70V112H72L71 114H69V110ZM175 110H176V112H175ZM258 110H260V111H258ZM28 111H29V109H28ZM8 112H9V115L11 117L12 122L13 123L15 122L14 125L18 129L16 135L19 136L17 138H19L18 140L21 143V147H19L17 149V153H18L17 156L19 157L20 161H19V163H17V165L15 167V173H14L15 179L19 183V191L17 193V198L19 199V201L21 203H24L23 205H25V207H27V209L29 210V212L32 215V219H37V220H40V221L43 222L47 218L48 207H47V205L44 202L36 201V199L34 200V198H36L34 195L37 196L39 194L37 191H39L40 189L42 190V188H46L45 185H46L47 181H45V179H47V177L45 178V174L43 172V169L41 170V168L38 166L39 165L38 163L39 162L41 163V157H42L41 153L43 152V150H40V149H42L40 147V145L37 146L38 148L35 147V149H32L33 152L29 149V145H28L27 141L25 139L22 140V138H24V136H23L24 134H23V130L21 129L22 127L20 125L18 126L19 123H18V118L16 116V111L8 109ZM255 112L256 113L258 112V115H256ZM63 113H65V112H63ZM193 113H194V115H193ZM72 114H74V116ZM80 114H81V117H80ZM50 115H51V113H50ZM205 115H203V116H205ZM251 116H254V118H255V119L253 118L252 122H250L251 121L250 118H252ZM52 117H53L54 121L51 119ZM139 117H140L139 115H137V116L135 115L133 118L136 120V122L138 124L140 123V125H144L146 123L147 125L150 126V125L153 124L152 125L153 127L152 126L151 127L156 132V128L157 127L153 123V121H152L153 119H150L152 122L149 119L147 120L148 122L147 121H142L141 122V120L143 118L142 117L139 118ZM70 118H71V121H70ZM245 120H247L249 122V125H248V127L244 128L242 126V121H245ZM83 121H84V118H83ZM183 121H186V120L184 119V120H182V122ZM53 122H54V124H53ZM71 122H73V123H71ZM84 123H85V121H84ZM101 123L102 124H100V128L103 130V128L105 129L107 127L108 122H106L105 119H104V120L101 121ZM208 124H210L211 127H209ZM70 125L73 126V128L70 127L71 128L70 129L69 128ZM206 125H208V126L206 127ZM18 127H20V128H18ZM52 128H53V131L55 129L54 132L52 131ZM100 128H99V130L102 131ZM73 129H75L77 131V133ZM70 130L71 131L73 130L72 133H71ZM39 131L37 132V134L40 133ZM7 133H8L7 126L1 124L0 125V134L2 136H6ZM53 133H55L56 137L53 136L54 135ZM73 133L77 134L78 139L80 138L78 140V142H79L78 144H80L81 147L77 146V150H75V148H73L70 145V143H69L70 142L69 138L71 137L70 135L71 134L73 135ZM85 133L86 134L90 133V135L89 134L86 135ZM40 135L41 134H39L38 136H40ZM158 136H160V135H158ZM41 137H42V135H41ZM49 137H50V139H49ZM57 137H59L60 140H61V137H63L62 138L63 141L62 140L58 141ZM226 137H228L229 139L226 138ZM55 138H56V140H55ZM160 138H161V136H160ZM52 139H54V141H56V143L53 144L54 141ZM228 140H230V141H228ZM256 140H258V142H255ZM89 141H91L92 144L94 145V147L92 145L93 149L94 148L96 149V147H98V144L96 143V141L94 139L89 140ZM112 142L113 141L111 140V144L112 145H109V147L107 148L108 151H106V154L110 157L109 158L110 159L109 162L111 163V165H115V163H116V159L115 158L116 157H115V153H114L115 150L114 149H116V144H115V142L114 143H112ZM95 143L97 145H95ZM153 143H155V144H153ZM255 143L256 144L257 143L261 144L260 148L262 149V151L260 153L258 152L259 154L256 153V150H255L256 147H254L256 145ZM159 146H160V148H159ZM240 147L242 149L246 148V149H244V152H243L244 154H245V150H246V154H247L248 150L251 149V150H249L247 155H244V156H247V159L249 158L248 156H251V160L249 158L250 162L248 161V162L245 163L244 161H247V160L246 159L245 160L241 159L244 156H243V154H241L243 150H241ZM169 148H173L176 151H174L172 149H169ZM95 149H94V151H95ZM15 150L16 149H14L12 147L5 146L4 149H2L0 151V154H6L7 156H9L11 154V152H13ZM77 151H79L78 152L79 156H76V155H78ZM237 151H239V153L242 155L241 158L240 157H238V158L241 159L243 162L242 161L240 162V160H238V158L236 157L238 155V154H236V153H238ZM172 152L174 153V155L178 154V153H179L178 155L181 154V156H182L181 158H183L182 160H183L184 167H185V169H186V171L188 173L190 172L189 157L193 156L195 158V160H196V163H197V166H198V169H199V172H200L201 176L203 175L205 177V185H206L205 186V196L201 195V194H198L196 196V201H195L196 210L192 209V207H191L193 202L190 201V192H189L190 189H189V185H188L189 183L187 181V177H185L186 175L184 174V172L179 171V173H177V175H176L177 176L176 179H177V182H178V184H177L175 182L174 178L171 177L173 174H176L173 171H171V167H169V166L164 167L163 166L164 164H162V165L161 164H159V165L156 164L159 161L158 158L160 159L165 154L164 157L161 158L160 161H162L163 159L165 160V158L167 157L166 154L169 155ZM234 152H236V153H234ZM159 154H161V156ZM233 154L234 155L236 154V156H234ZM240 154H239V156H240ZM254 154L255 155L257 154V156H255ZM31 155H32L33 159L34 158L36 159V160L34 159V163H32V166L34 165L36 168H34V166H33V169H35L34 173L30 172L29 174L26 175L24 173H21V170H22L21 166L22 165L24 166L25 163H28L27 162V160H28L27 158H28V156H31ZM94 155H95V153H94ZM171 155H173V154H171ZM155 156H159V157H156L157 158L156 159ZM170 156H169V160L168 161L165 160L168 163H170V160H171ZM39 157H40V159H39ZM72 157H73V159H72ZM74 157L76 159H74ZM235 157H236L237 161H236ZM256 157H258V159L261 158L263 161L259 162L257 160L258 161L257 162L256 160H254ZM216 158L220 159V160H217ZM154 162H155V164H154ZM167 162H164V163H167ZM160 165L163 166V168H164L162 172L160 170H156L155 169V167L157 168ZM2 166H4V165H2ZM79 166H81V167H79ZM161 166H160V168L162 170ZM5 167L6 166L1 167V169H2L3 173H5L4 174V175H6L5 177H9L10 172H8L9 170L6 169ZM20 168H21V170H20ZM54 168L52 170H54ZM81 168H83L84 170L81 169ZM153 170L155 172L157 171V173H154ZM158 171H160V174L161 173L162 174L161 175L158 174L159 173ZM171 173H172V175H170ZM132 174L134 175V174H140V173H139V170H135V171L133 170V173H131V175ZM154 174H155V176H154ZM107 175L108 174H106V178L109 177V175L108 176ZM159 175H160V178H159ZM246 175L249 176V177H245L244 178V176H246ZM170 177H171V179H170ZM72 178L69 181L70 183H68V184H70V186L67 185L68 187H71L72 185L75 184V181H74L75 177L73 179ZM143 178H145V180ZM161 178H163V179L160 182ZM246 178L249 179V181H251V182H249L248 180L244 181V179H246ZM155 179H157V181H155ZM53 180H55V178ZM163 180H164V183H162ZM234 180H237V182L234 181ZM55 181H53V184H56ZM227 182H234L235 184L231 183V184H233V185H231V184H228ZM159 183H160V185H159ZM245 183H246V186H245ZM247 183H249V184H247ZM87 185L90 188H92V189L86 187ZM228 185H231V187L228 186ZM160 187H162V188H160ZM79 188H80V190H79ZM242 188H243V190H242ZM70 190H72V188H70ZM81 190H82V192H80ZM88 190L90 192H88ZM27 191H31L32 195L30 193L28 198L26 197L27 198L26 199L24 195H25V193H27ZM75 191H77V192L75 193ZM86 191L88 192L87 194H86ZM91 191H92V193H91ZM230 191H232V190H230ZM49 192L50 191H48V189L45 190V193L49 194ZM81 193H83V194H81ZM231 193H233V192H231ZM260 193H262V194H260ZM50 194L47 196L48 198L52 197V194L51 195ZM84 194H85V199H83L81 197V195L83 196ZM125 194H127V193H125ZM145 195H146V198H145ZM147 195L149 197H147ZM231 195L232 194H230L229 196H231ZM74 196H77V197L74 198ZM152 197L159 198V200L164 204L165 208L164 209H162V208L159 209V208L155 207L154 206V199ZM76 198H77V200H76ZM122 198L124 199V201H123ZM252 198H253V200H251ZM52 199H53V197L51 198V201L54 203L55 209L58 211L59 207H60V205L58 204L59 202L57 200L53 201ZM258 199H260V200H258ZM177 200H180L181 204L180 203L176 204ZM248 201H251L250 204L248 203ZM178 204H180L179 207H177ZM173 206H176L178 209H176V211H175L176 207H173ZM172 208H174V209H172ZM171 209L174 210L177 213V216L179 218L180 223L179 222L175 223V221L173 222V219H172V216H171L172 215L171 214L172 213ZM94 211H95V213H93ZM261 212H262V214H261ZM92 213H93V216L91 215ZM94 215H96V217ZM259 215H260V217H259ZM261 217L263 219H260ZM69 218L67 219L68 220V224H69L68 227H69L70 230H72V232L75 233V231L77 232V230H76L77 227L75 228V226L73 225L74 223ZM95 218H97V219L94 220ZM189 219L190 220L193 219V221L192 220L190 221ZM53 220L56 221V223L57 222L61 223V225H66L67 224L66 220H58V217H56V216H55V219L53 218ZM196 222H197V224H196V226H194L193 224L196 223ZM6 223L11 227V233H12L13 239H14V241L17 244V247L19 249L20 262L23 263V264L24 263H26V264H35V262H33V260H32V254H35V253L41 254L42 253V255H43V252H44V250L41 249L42 246H39L40 245L38 243L39 241L37 242V240H38L37 238L40 237V234H43V231H42L43 230V224H38L36 226L37 229H36V227L33 228L32 232H33L34 236L36 235V237L34 238L35 241L30 243V242H28L27 238L25 237V234H26L25 224H24L25 221H24V218H23V214L21 212L17 214L16 219H14L12 221H6ZM257 224H258V226H257ZM90 227L87 228V229L90 230ZM254 227H258V228H254ZM104 229H106V227ZM24 230H25V232H24ZM254 230H256V231H254ZM170 233L171 234L174 233V235L176 234L175 235V239L176 240L174 239V236H172ZM41 236L43 237V235H41ZM171 238H173L176 241V243ZM0 239H1V237H0ZM227 241H229L233 246L229 242H228L229 243V245H228ZM196 245H197V247H198V245L200 246L199 250L196 247ZM165 248H167V249H165ZM196 250H197V253H196ZM164 252H165V254H164ZM167 252H169L168 253L169 256H166ZM93 253L96 256V258L99 259V261H100L99 263L106 264V259H107L106 258V254L103 253V250H101V248H99V247L97 248L95 246L93 248ZM46 254L47 253H45L44 255L47 257ZM49 255L51 256L52 254L49 253ZM49 255H48V257L50 259H54V257H55L54 255H52V257H50ZM215 256L217 257V259H216ZM69 257H70V255L68 254V258ZM168 257H170V258H168ZM68 258L65 257V259L63 258V260H66ZM60 260L61 259H59V261ZM63 260H61V261H63ZM260 260H263V259H260ZM257 262H259V261H257ZM250 263L253 264V263H255V261H253V263L252 262H250Z\"/></svg>",
    "mask_w": 264,
    "mask_h": 264
}]
</instances>
